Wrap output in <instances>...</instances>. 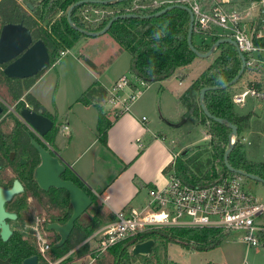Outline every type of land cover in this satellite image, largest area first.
<instances>
[{"label": "flooded vegetation", "instance_id": "1", "mask_svg": "<svg viewBox=\"0 0 264 264\" xmlns=\"http://www.w3.org/2000/svg\"><path fill=\"white\" fill-rule=\"evenodd\" d=\"M3 1L5 0H0V16L3 17L0 19V26L6 22H21L30 30L34 39L38 38L44 43L49 57L54 41L59 42L58 36L79 27L77 17L82 7L120 5L134 0ZM154 1L138 0L139 3L147 4ZM82 29L90 31L84 27ZM45 68L35 75L19 79L3 74V65L0 64V89L3 87L6 97L14 101L15 107V110L9 109L0 98V191L10 192L1 203V221L8 225L10 233L5 240L0 237V243L5 246L13 242L15 245L11 247V251L21 248L24 250L19 257L12 258L4 255L5 251H1L0 259L9 258V264H22L24 259L30 257L35 258V264H71L74 261L80 263L83 259L88 260L87 264H96V254L92 250L94 242L87 239L97 222L96 211L100 210L94 195L66 165L58 169L56 175L43 168L39 173L37 169L44 158L43 150L47 149L55 154L51 140L58 132L55 119L48 117L37 102H29V84ZM21 107L39 110L51 119L50 129L42 135L33 132L19 114ZM55 183H71L85 194L88 205L77 214L80 207L77 196L73 194L71 202L70 192L64 187H56ZM63 224L71 225L66 233L63 232V242L54 246L61 237L54 226ZM83 248H87V252L79 256L78 252ZM106 249L102 251L104 254ZM60 252L63 253L58 255Z\"/></svg>", "mask_w": 264, "mask_h": 264}, {"label": "trees", "instance_id": "2", "mask_svg": "<svg viewBox=\"0 0 264 264\" xmlns=\"http://www.w3.org/2000/svg\"><path fill=\"white\" fill-rule=\"evenodd\" d=\"M166 5L169 4L151 6L144 11L135 9L131 13L139 15L153 14ZM111 17L105 19L97 27L90 30L98 31L102 29ZM187 22V13L183 9L175 7L158 16H151L149 18L118 19L110 24L108 32L119 46L117 53L123 50L128 52L129 72L135 77L144 80L146 84H149L169 79L171 76L180 78L181 75L178 70L188 66L196 57L188 49L186 44ZM139 24L143 25V29L134 33L130 28H135ZM79 27L83 28L81 25ZM131 31L133 32L132 34L130 33ZM195 31L196 29L193 27L191 40ZM80 36H83V34L76 30H71L68 33L58 36L59 42L54 41L55 44L49 54L50 64L53 63L55 56L61 48H70ZM219 37L223 36L215 37L210 43L204 45H197L192 41V45L198 52L204 53L209 49L212 42ZM50 41L48 40V43H51ZM217 49L219 50L217 56L187 86L183 94L178 98L179 102L186 105V114L199 118V123L205 129L206 135L209 136L208 144L211 149V154L203 160L199 158L197 152L189 155L186 159L180 157L182 153L175 158V171L180 178L189 182H214L220 174L226 171L223 166L222 155L227 146L228 136L230 134V129L225 124H220L204 116L197 101L199 89L203 87L210 88L203 94V103L211 115L221 118L227 123L234 124L237 134L241 129L239 124L240 116L234 112L231 103L230 86L222 89H211V87L224 84L236 74L239 68L237 53L233 46L227 43L219 44ZM110 60L111 58L106 60L107 64ZM83 61L89 68L96 72L102 69L97 68L91 61L85 58ZM246 69L244 68V71ZM95 95L96 99L93 105L97 109L96 128L100 134V141L104 143L106 129L109 126V121L101 113L100 103L104 99V91L100 88H94L91 85L78 97V101L87 104L88 98L94 97ZM227 161L233 168L241 169L264 178V162L253 163L248 161L244 156L243 144L237 139L228 153ZM96 217L97 222L90 231L99 226L104 220L112 219L113 216L102 215L97 210ZM224 237L225 232L217 229H156L140 233L109 246L105 251L106 255H102L103 257H100L96 264H128L125 261L127 259V251H129L128 248L132 244L147 238H153L155 242L159 238L163 245L170 242L179 244L185 249L207 251L217 248ZM13 245H15L13 242L7 243L5 246L4 243H0V252L5 251L4 255L10 258L19 257L24 250L21 248L11 251ZM86 252L87 248H83L78 252V255L81 256ZM61 253L63 252H60L58 255ZM135 257L137 256H133V258ZM121 260H123V263H120Z\"/></svg>", "mask_w": 264, "mask_h": 264}, {"label": "built area", "instance_id": "3", "mask_svg": "<svg viewBox=\"0 0 264 264\" xmlns=\"http://www.w3.org/2000/svg\"><path fill=\"white\" fill-rule=\"evenodd\" d=\"M163 4L187 6L193 16V27L197 30L219 28L218 36L231 38L236 49L244 57V68L264 70V9L253 2L246 7L228 5L227 0H164ZM175 2V3H172ZM139 3L84 6L80 9L77 23L93 29L105 19L138 9ZM154 1L150 5L156 6ZM162 4V5H163ZM148 9V8H147ZM66 51L59 50V56ZM146 82L131 74L119 77L107 91L104 99L106 113L113 118L130 111ZM263 98V94L253 86L244 88L231 96L233 104L241 105L245 96ZM141 121L145 120L141 116ZM179 154V153H178ZM163 168L165 183L158 188H148L146 200L139 207L125 206L123 210L112 212V219L95 227L87 238L94 242L99 252L122 240L140 233L163 228L217 229L236 232L235 239L246 246L264 243V224L254 221L264 214V201H258L243 188V176L224 171L214 182H189L179 177L174 169V160ZM43 246L40 247V251Z\"/></svg>", "mask_w": 264, "mask_h": 264}, {"label": "rangeland", "instance_id": "4", "mask_svg": "<svg viewBox=\"0 0 264 264\" xmlns=\"http://www.w3.org/2000/svg\"><path fill=\"white\" fill-rule=\"evenodd\" d=\"M155 1L157 2L156 5H162L164 3V0ZM3 2L7 3L9 1L5 0ZM227 2L228 5L233 4L240 8L246 7L247 2H253L255 6L259 7L260 11L264 9V0H227ZM129 4H131V2L120 4L119 7H124ZM151 6L154 7L155 5L138 4L140 11H144ZM1 17L2 16H0V19ZM130 29H132L134 33H137V31L143 29V25L139 24L135 28ZM132 31L130 32L131 34L133 33ZM219 31V28H209L204 31L197 29L192 37V41L197 45L210 43L213 38L217 37ZM118 48V44L110 36L108 30L96 36L83 35L76 39L63 56L58 57L59 60L57 65L60 62H66L68 58H72V56L81 55V57H83L80 59H89L95 66L106 70L108 76H112L115 71L119 74H123L125 66L124 58L126 55L129 60V54L128 52H126V54L121 52L119 55H114V51ZM218 53L219 50L215 48L206 58L195 57L188 67H191V71L195 72L198 77L201 70L211 63ZM109 58L112 59V64L107 68L106 60ZM49 66L50 65H48L45 69L47 70ZM65 67L69 68L70 66L65 64ZM49 69L47 71L48 75H46L40 85L42 88L44 87L46 89L45 92L50 91L53 83L52 78L49 80L48 78L53 73L56 80L57 75L54 68L50 67ZM167 80L168 81L166 83L161 85L164 87H160L156 82L147 84L141 89L140 95L131 106V112L129 114L132 115L134 119L138 120L141 115H143L146 119L144 122H141L139 119L145 130L139 135L140 142L138 145L143 148L148 144L146 139L149 137L152 138L153 136H156L159 138L162 136L164 139L161 140L160 143H163L167 150H169L170 161L173 158L171 153L177 150L175 146L179 147L184 144L188 147L185 148L186 153L180 155L181 158H185L194 152H197L199 158L203 160L211 154V149L208 144L209 136L206 135L205 129L199 123V118L193 117L190 120H185L189 117V114H186L187 111H185L180 118L175 119L176 114L173 112L175 104L174 96L173 93L167 89L176 87L177 79L171 78ZM28 83L29 81L27 82V85ZM60 84L64 85V91L69 96L77 89V87H79L78 76L73 70L71 72L70 69L69 73L65 74V76H61ZM20 86L21 85H18V87ZM54 86L55 85H53V88ZM252 86L256 90L260 91V93L264 96V70L255 71L253 69H246L241 74L240 78H238V80L230 86V97L233 93H237L244 88ZM177 87L179 89L181 88L179 86ZM182 94L183 92L180 95ZM47 95H49V97L53 96V94L50 93ZM0 98L4 101V103H6L9 109L15 110L14 101L9 100V98L6 97L3 87L0 89ZM232 105L234 112L240 116L239 124L241 127L239 133L236 134L235 139L243 144L245 158L253 163L264 162V97L259 98L247 95L241 105L233 103ZM62 121L63 117L56 120L57 129L61 127L60 124ZM170 133H173L174 141H176L175 146L168 137ZM152 152L154 156L157 153L156 150H152ZM177 155L179 156L178 153ZM162 176L164 181H166L164 173ZM242 184L243 188L258 201H264V183L243 177ZM162 185L151 187L158 188ZM254 221L258 224H264V214L260 217H256ZM236 235V232H229L225 234L223 241L217 248L207 251L185 249L179 244L170 242L163 245L162 241L157 238V241L153 246L155 249L152 247L153 250L151 249V254L149 256H137L133 258V256H130V251H127V259L125 261L128 264H264V243H260L256 246H246L244 243L235 239ZM92 250L94 254L101 257L106 255H104L103 252H99L96 248H92ZM128 250H130V248H128ZM96 255L94 257L95 262H97L100 258ZM87 263L88 260L83 259L80 263L74 261L71 264ZM120 263H123V260H121Z\"/></svg>", "mask_w": 264, "mask_h": 264}, {"label": "crops", "instance_id": "5", "mask_svg": "<svg viewBox=\"0 0 264 264\" xmlns=\"http://www.w3.org/2000/svg\"><path fill=\"white\" fill-rule=\"evenodd\" d=\"M63 50L68 51L69 48ZM121 52L126 54L127 51ZM121 52L117 53L116 50L114 55H119ZM82 57L75 55L68 58L66 62L63 61L57 65L58 59L48 67V69L54 68L57 74L56 80L53 73L48 78V80L52 78L53 81L49 92H45L46 89L40 86L42 80L48 75V69L41 72L29 84L27 90L30 96L29 102L30 104L37 102L40 109L55 121L63 117L61 127L58 128L57 134L51 140L52 149L75 177L92 192L97 207H100L99 213L105 216L112 215V212L123 210L125 206H141L146 200L148 188L165 183L162 170L170 162V152L163 143H160L164 139L162 136L158 138L152 135V138L146 139L148 144L143 148L138 145L140 142L139 135L145 130L141 122L146 119L141 121L140 118L143 115L139 118L141 122L139 119H134L129 114L131 107L129 112L115 118L106 113L103 101L107 91L119 77L131 76L128 70V57L125 55L124 58V73L119 74L114 70L112 76H108L103 68L97 72L92 70L80 59ZM65 64L70 67H65ZM111 64L112 59L107 64V68ZM70 69L78 76L79 87L68 96L64 91V85L60 84V80L61 76L69 73ZM178 72L181 75L180 78L171 76L169 79L176 78L177 86L181 88L176 86L167 89L165 86L174 96L173 112L176 114L175 119L180 118L187 111L186 105L178 101L180 94L197 77L196 73L191 71V67L188 66L179 69ZM167 81L165 79L156 83L160 87H164L161 85ZM53 85H55L54 88ZM91 85L94 88L102 89L105 93L104 99L100 103L101 113L109 121L104 143L100 141V134L96 128L97 109L93 105L96 95L88 98L87 104L78 101V97ZM48 93L53 94V96L49 97ZM193 117L189 115L185 120H190ZM168 137L175 146L176 141H174L173 133H170ZM175 147L177 150L171 153L172 157L179 152V154L183 152L181 155L185 154V148L188 146L184 144ZM152 150L157 151L155 156ZM187 157H182V159Z\"/></svg>", "mask_w": 264, "mask_h": 264}, {"label": "water", "instance_id": "6", "mask_svg": "<svg viewBox=\"0 0 264 264\" xmlns=\"http://www.w3.org/2000/svg\"><path fill=\"white\" fill-rule=\"evenodd\" d=\"M175 7L183 9L188 15L187 31H186L185 39L188 49L192 53H194L196 57L206 58L212 53V51L215 48H217L219 44L227 43L234 47L239 60V68L236 74L224 84L220 86L211 87V89H219V88L222 89L233 85L244 71L243 55L236 49L234 41L229 37H219L212 42V44L210 45L209 49L206 52L204 53L198 52L192 45V40H191V33L193 29V16L191 14L190 9L185 5L169 4L153 14H140V15L135 13L117 14L112 16L105 24V26L98 31H89L79 27H76L75 30L86 36H96L108 30L110 24L118 19L149 18L151 16H158L164 13L165 11ZM48 63H49V57L44 43L38 38L34 39L31 36L30 30L27 27H25L21 22H17V23L6 22L0 26V64L3 65V69H2L3 74H5L7 77H14L21 79L24 77H29L37 74L38 72L42 71L48 65ZM208 89L210 88L203 87L200 88L198 91L197 101L199 108L201 109L205 117L211 118L215 122H218L220 124H225L230 129V134L228 136V143L222 155V162L224 168L229 172L238 173L243 177L264 183V178H261L252 173L245 172L241 169L233 168L229 165L227 161V156L236 140L235 139V136L237 134L236 126L234 124L225 122L221 118L214 117L208 112L207 108L203 103V94ZM19 114L22 120L31 128V130L39 135L44 134V132L50 129V127L52 126L51 119L41 114L39 110L33 111L31 109L21 107L19 109ZM43 153H44V158L42 159L40 166L37 168L39 173L41 172V168H43L45 171L51 173L53 172L54 175H56L58 174V169L65 167L64 162L56 154H51L50 151L47 149L43 150ZM69 184L70 187H67ZM69 184L61 185L55 183L54 185L56 187L66 188L70 192V200L73 194L75 195V197L77 196L78 202L80 204V207L77 211L78 214L88 205L89 202L85 194L80 189L76 188L71 183ZM9 194H10L9 191L8 192L0 191V237L2 240H5L10 233L8 225L4 223V221H1V219L3 218L1 203L3 199L9 196ZM70 225L71 224H63L62 226L59 227L54 226V229L61 234L59 242L54 244V246H59L63 242V238L65 237L63 236V232L66 233L69 230ZM154 245H155V241L153 238H147L145 240L132 244L129 250L130 255L147 257L151 254V249ZM8 260L9 258L0 259V264H9ZM22 264H35V258L30 257L24 259Z\"/></svg>", "mask_w": 264, "mask_h": 264}]
</instances>
